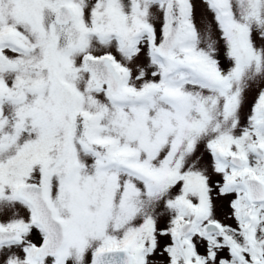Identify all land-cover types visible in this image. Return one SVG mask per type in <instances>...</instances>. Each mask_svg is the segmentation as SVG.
I'll list each match as a JSON object with an SVG mask.
<instances>
[{
    "label": "snow or ice",
    "instance_id": "obj_1",
    "mask_svg": "<svg viewBox=\"0 0 264 264\" xmlns=\"http://www.w3.org/2000/svg\"><path fill=\"white\" fill-rule=\"evenodd\" d=\"M0 264H264V0H0Z\"/></svg>",
    "mask_w": 264,
    "mask_h": 264
}]
</instances>
